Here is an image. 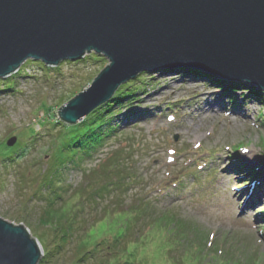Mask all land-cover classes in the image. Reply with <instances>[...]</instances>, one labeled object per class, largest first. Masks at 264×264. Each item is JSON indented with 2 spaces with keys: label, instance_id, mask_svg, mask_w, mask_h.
Returning a JSON list of instances; mask_svg holds the SVG:
<instances>
[{
  "label": "rangeland",
  "instance_id": "1",
  "mask_svg": "<svg viewBox=\"0 0 264 264\" xmlns=\"http://www.w3.org/2000/svg\"><path fill=\"white\" fill-rule=\"evenodd\" d=\"M90 54L54 67L28 59L20 71L0 78V217L22 223L31 236L40 237L44 254L46 245L60 242V233L41 218L48 198L58 193L62 197L56 205L76 206L82 226L60 256L45 264H72L78 257L75 248L91 226L129 213L134 225L119 246L145 243L156 229L148 227L162 212L173 213L188 230L164 233V243L156 233L150 253L161 244L171 243L172 249L142 264H264V105L248 85L260 94L264 89L247 81H237L242 88L234 85L225 93L221 82L165 68L147 71L138 97L133 103L126 100L116 119L117 136L78 164L60 166L52 187L43 186L45 176L57 170L61 132L74 126L59 118L58 109L110 63L102 54ZM208 96L222 107L206 109ZM200 106L205 107L201 117L196 114ZM13 136L18 140L10 146ZM22 148L21 156L3 159ZM115 151L122 158L113 164L108 159ZM241 155L254 159L255 166L250 168ZM117 164L120 168L113 171ZM115 175L121 179H113ZM145 205V212L138 211ZM96 254L78 264H95L104 251Z\"/></svg>",
  "mask_w": 264,
  "mask_h": 264
},
{
  "label": "water",
  "instance_id": "2",
  "mask_svg": "<svg viewBox=\"0 0 264 264\" xmlns=\"http://www.w3.org/2000/svg\"><path fill=\"white\" fill-rule=\"evenodd\" d=\"M92 51L110 63L58 109L70 124L143 71L199 68L264 89V0H0V78L28 59L55 66ZM42 256L24 224L0 217V264Z\"/></svg>",
  "mask_w": 264,
  "mask_h": 264
},
{
  "label": "trees",
  "instance_id": "3",
  "mask_svg": "<svg viewBox=\"0 0 264 264\" xmlns=\"http://www.w3.org/2000/svg\"><path fill=\"white\" fill-rule=\"evenodd\" d=\"M90 56L97 57L99 55L92 52ZM167 70H178L181 71L183 75L195 76L198 79H207L208 82L211 83H224L223 88H226L225 93L227 91L228 93H231L232 89L235 88L234 85H237L242 88L243 84L237 81L227 82L224 79L199 68H185L183 66L173 69H164L163 71ZM146 73L147 71H143L141 76H139L138 78L129 81L127 84H122L109 101L103 103L102 105L94 109L81 122L76 123L74 124V126H70L69 128H65V130L63 129V131L61 132L62 137L59 141L60 144L58 146V149L61 151V154L57 155L56 158L54 157L56 159L54 161V164L57 170H54L50 172V174H47V176H45V179H43L44 187H52L54 181L56 180L55 177L57 175L58 169H60V166L74 162L75 164H78V159L82 160L84 157L92 156V154L99 148V146H101V144H103L106 139L112 136H117L116 133L118 130L116 125V119L118 115H120L122 109L127 105L126 100H128L129 103H133L136 97H138L137 92L141 89L142 83L146 82L145 80H147L144 77ZM154 77V75H151L148 79L152 80L154 79ZM248 86H250L248 88L254 90L256 95H260V99L262 100V103L264 105V93L262 92L260 94L259 91H257L258 89L256 90L254 86ZM114 105H116L117 107H114ZM129 118L130 116H127L126 119ZM64 123L66 124V122ZM238 149L239 148H237V150ZM24 150L25 149L22 148L19 151H16L15 153L9 152L3 159L7 157L12 159L15 154L21 156V152ZM65 151H68V153H66ZM62 152H64L65 154L62 155ZM121 158L122 157L118 155L117 151H115L108 160L111 159L110 162L115 164L118 163ZM106 162L103 164L104 170H106L105 168L109 165V163ZM112 168H115L113 170L115 171L120 167L117 164L116 167L112 166ZM199 170L200 167H198V171ZM196 173L197 172H195V174ZM113 179L121 178H117V175H115L113 176ZM123 179H126V177H123ZM96 194L97 190L92 192L93 196H95ZM61 197L62 196L58 193L54 197H49L46 213L41 217L45 225L52 227L56 231V233H60L59 243L55 244L52 248H49L48 245H46V247L44 248V254L40 260L41 264H45L49 262V260H55L57 257H59V254L68 245V242L70 243V240L77 233V231H79L76 229L82 226L77 222L76 206L65 204V202L60 203V205H56L55 200ZM63 205H65V207H63ZM146 206L147 205H145V207H143L141 210H137L140 212H145ZM62 207L65 211L62 210ZM172 214L173 213L171 212H162L158 215L156 220L155 218L153 219L151 223L152 225L148 227V230H151L153 229V227H156L154 237L151 236L147 240V242L141 244L140 242L134 241V243L129 246L125 242L122 247L119 246L118 242L122 240V237L128 232L130 228H133L135 220L134 218H131L133 215L129 213L121 217V219H123V222L121 221V219H115L114 217H111L109 221H104L103 219L104 222H102L98 226H91L90 231L86 233V235L76 246L75 250L76 255L78 257L76 260H74V262H72V264H78V262L81 263L86 261L87 259L93 260V258L98 255L96 253L101 252L102 254V251H104L102 258L100 260H97L95 264H142L143 262L147 263L148 261L154 262L151 257L154 259L157 255L160 256L161 254H167V250L172 249L171 243L168 244L169 247H165L161 244L155 249V251L150 253L151 243L157 241L155 240V238L157 237L156 233H160L159 240L164 243L165 241L161 238L164 233H168V235L171 236L174 234L172 230L179 229V232L182 233H186V231L188 230L185 223L179 222L176 217H173ZM37 238L41 240L40 237ZM180 239L182 238L177 239L179 240V242L177 240L176 241L178 243H181L182 240L180 241ZM161 247L164 248V252L162 251L163 249ZM195 248L200 249L199 246Z\"/></svg>",
  "mask_w": 264,
  "mask_h": 264
},
{
  "label": "bare ground",
  "instance_id": "4",
  "mask_svg": "<svg viewBox=\"0 0 264 264\" xmlns=\"http://www.w3.org/2000/svg\"><path fill=\"white\" fill-rule=\"evenodd\" d=\"M223 79V78H222ZM225 80V79H224ZM231 82H233V81H231ZM207 96V95H206ZM210 96H208L207 97V99L205 98V97H201L202 99H206L207 100V102L205 103V104H207V108L206 109H208L209 111H214V110H216V108H221L222 107V105H223V103H221V102H218L217 100H212V99H210L209 98ZM205 107H202V106H200V108L197 110V112H196V114H201L200 113V111H202L201 109H204ZM218 111V110H217ZM237 113H241V110H239V109H236L235 110ZM243 115H245L244 113H242ZM200 117H201V115H200ZM241 159L242 160H245V161H247V163H248V165H250V168L253 166H255V161H254V159H251V158H249V157H246V156H244V155H241ZM234 165H233V163L231 162V163H229L228 164V168L230 169V168H232ZM262 170V172L264 171V168H261L260 169V171ZM248 201V200H247ZM248 204H250L249 203V201H248ZM247 204V205H248Z\"/></svg>",
  "mask_w": 264,
  "mask_h": 264
}]
</instances>
